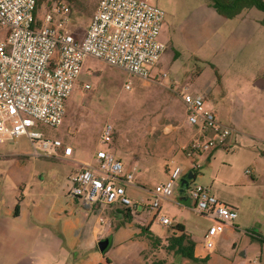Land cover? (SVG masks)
I'll return each instance as SVG.
<instances>
[{
  "label": "rangeland",
  "instance_id": "1",
  "mask_svg": "<svg viewBox=\"0 0 264 264\" xmlns=\"http://www.w3.org/2000/svg\"><path fill=\"white\" fill-rule=\"evenodd\" d=\"M99 1L43 0L42 4L69 6L71 30L82 40ZM147 1L164 11L159 40L166 50L156 71L144 80L99 60L85 62L62 125H36L46 138L72 147L77 160L35 157L27 137L0 145V204L16 213L15 188L20 187L27 188L25 201L31 205L38 201L45 205L47 197L60 195L79 168L76 162L89 160L100 147L103 127L110 124L114 129L112 153L127 169H136L133 185L127 186L131 195L136 193L129 195L134 201L145 199L151 205L152 192L170 180L176 167L188 171L196 164L202 172L195 183L213 187V178H221L223 184L217 188L230 193L241 207L236 210L239 218L234 230L226 229L216 250L207 253L203 247L210 222L193 211L191 199L183 202L187 209L176 203L178 182L174 198L165 201L161 210L139 207L133 223L141 226H119L107 253L113 264H264V91L253 88L254 79H264V27L258 30L247 19H225L212 9L210 0ZM87 84L90 90L84 91L81 87ZM180 90L204 95L216 110L225 107L224 117L231 111L237 116L239 130L230 124L235 133L230 138L232 149L226 152L235 158L223 157L210 168L207 154L193 159L184 155L183 148L197 131L187 122L186 106L177 94ZM223 101L227 103L222 105ZM230 174L238 180L227 179ZM111 209L126 222L130 220L123 208ZM159 211L171 219L172 227L160 222ZM180 222L195 242L198 261L169 250V239L176 236L174 227ZM85 257L87 261L88 254ZM76 258L71 256L70 264Z\"/></svg>",
  "mask_w": 264,
  "mask_h": 264
},
{
  "label": "built area",
  "instance_id": "2",
  "mask_svg": "<svg viewBox=\"0 0 264 264\" xmlns=\"http://www.w3.org/2000/svg\"><path fill=\"white\" fill-rule=\"evenodd\" d=\"M39 1L0 0V145L27 137L33 156L68 159L72 147L46 138L36 130L37 122L62 125L69 99L90 59L148 80L166 50L159 40L164 11L147 0H100L84 38L78 40L71 30V8L62 2L48 8ZM125 87L130 89L129 84ZM81 88L88 91L90 85ZM177 94L186 106L187 122L199 133L183 148L184 155L193 159L218 149L229 152L235 129L218 118L204 95L182 90ZM113 142L114 129L106 124L91 162L71 178L69 195L90 210L120 207L133 214L141 206L161 210L188 173L176 167L170 180L152 192L151 205L145 199L134 201L127 186L133 185L136 169L127 172L124 162L111 151ZM198 168L194 164L193 170ZM184 195L194 202L193 211L211 222L203 248L214 252L219 237L234 226L238 212L194 181ZM158 215L165 227H172L171 219L160 211Z\"/></svg>",
  "mask_w": 264,
  "mask_h": 264
},
{
  "label": "crops",
  "instance_id": "3",
  "mask_svg": "<svg viewBox=\"0 0 264 264\" xmlns=\"http://www.w3.org/2000/svg\"><path fill=\"white\" fill-rule=\"evenodd\" d=\"M212 9L215 10L214 8ZM257 11L261 12L256 8L247 9L238 17L228 20H239L242 22L247 19V21L249 20L258 30H260L264 27L262 24L264 15H260ZM76 38L78 39V36H76ZM156 69L152 71V74ZM253 88L258 91H264V79H254ZM226 103V101L221 102L222 105ZM211 108L214 109V107ZM233 108H236V102ZM214 110L217 112L218 118L223 123L228 125L232 124L235 129L240 125L239 119H237V116L234 115L232 111L228 116L226 115V117L221 118L217 111L218 109ZM198 135L199 133L197 131L196 137H198ZM94 151L93 153H95ZM226 152L227 151L224 149H218L207 154L210 156L207 161L208 166L211 168L217 165L223 157L231 156V158H235V154H226ZM74 153L75 151L73 150L72 156L65 160L76 161L77 159L74 157ZM91 156L89 160L76 162V164L79 165V168L74 171L73 175H71L61 194L47 197L48 202H46L45 205L40 201L35 202L33 205L26 202L27 188L23 187L15 188L18 193V202L20 206L18 214L14 213L11 207L5 209L4 206L0 204V264H70L69 258L74 255L77 256V261L73 264L105 263L106 259L109 257L108 254L104 255L99 250L98 244L100 240L109 238L112 241L111 248L109 249L110 251L114 246V238L118 236L120 231V225L121 227L129 228L132 226H141L143 224L133 223V219L136 215L139 216L138 212L133 215L131 221L126 222L124 219H121V214L117 215V213L115 211L113 212L110 207L103 210H100L99 208L90 210L86 208L82 200L69 195L71 178L81 170L83 164L91 162ZM126 170L130 171L127 167ZM183 170L185 169L183 168ZM192 170L193 168L188 171L185 170L184 173L189 174ZM196 172L197 175L195 180L200 176L202 171L198 168L196 169ZM226 178L233 182L238 180L233 174L228 175ZM212 181L214 185L213 187L206 184L204 186L210 188L212 195L216 196L219 200L225 201L229 207L239 212L241 207L239 203L234 201L232 195L230 193L221 192L217 188L218 185L223 184L221 178L216 176ZM24 185L25 184H23V186ZM224 186H226L225 188H228V185ZM127 192L130 196H136L134 191L132 195L129 190H127ZM178 193L180 194H178L176 203L187 209L186 205L183 203L188 200L187 197L184 194H181V190H179ZM42 207L45 208L44 211L39 210ZM118 221H120V224L116 225V222ZM178 224H181L184 227L185 233L188 235L186 225L183 222ZM234 227L235 225L233 227H228L227 229L233 231ZM175 234L176 236L181 235L178 231H176ZM250 235L257 240L261 239L257 234L250 233ZM222 236L223 234L219 237L217 245L221 241ZM86 254H88V260H90L91 255V261H86ZM110 264H113L112 260Z\"/></svg>",
  "mask_w": 264,
  "mask_h": 264
},
{
  "label": "trees",
  "instance_id": "4",
  "mask_svg": "<svg viewBox=\"0 0 264 264\" xmlns=\"http://www.w3.org/2000/svg\"><path fill=\"white\" fill-rule=\"evenodd\" d=\"M211 6L216 10V12L227 19H234L238 17L244 10L256 8L264 13V0H210ZM40 5L43 0L39 1ZM264 25V19L262 21ZM194 176L196 177L197 172L193 170ZM188 199V198H187ZM20 206L16 208V214L19 212ZM126 216L132 220L133 211L129 208H123ZM175 231L181 233L180 236H174L169 239V250L174 251L176 255L188 259L190 261H198L195 256V242L185 233V229L181 224H177L174 227ZM264 241V240H263ZM112 243V241H111ZM109 251V250H108ZM104 253L106 255L108 253ZM111 260L106 259L105 263L100 264H110Z\"/></svg>",
  "mask_w": 264,
  "mask_h": 264
},
{
  "label": "water",
  "instance_id": "5",
  "mask_svg": "<svg viewBox=\"0 0 264 264\" xmlns=\"http://www.w3.org/2000/svg\"><path fill=\"white\" fill-rule=\"evenodd\" d=\"M263 88V87H261ZM226 108L222 107L220 109H218V113L220 114L221 118L224 117ZM195 180V176L193 172H189V174L186 177H183L181 182H180V190H181V194H184L186 188L190 185V183L192 181ZM180 194V193H179ZM99 250L104 254L106 253L110 248H111V240L109 238L100 240L99 244H98Z\"/></svg>",
  "mask_w": 264,
  "mask_h": 264
}]
</instances>
